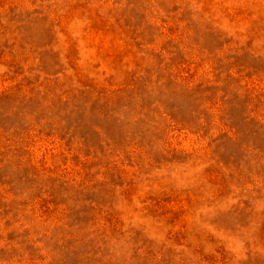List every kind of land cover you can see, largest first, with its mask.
Masks as SVG:
<instances>
[{
    "label": "rangeland",
    "instance_id": "obj_1",
    "mask_svg": "<svg viewBox=\"0 0 264 264\" xmlns=\"http://www.w3.org/2000/svg\"><path fill=\"white\" fill-rule=\"evenodd\" d=\"M0 264H264V0H0Z\"/></svg>",
    "mask_w": 264,
    "mask_h": 264
}]
</instances>
